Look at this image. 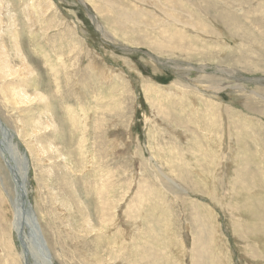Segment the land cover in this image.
<instances>
[{"label": "rangeland", "instance_id": "rangeland-1", "mask_svg": "<svg viewBox=\"0 0 264 264\" xmlns=\"http://www.w3.org/2000/svg\"><path fill=\"white\" fill-rule=\"evenodd\" d=\"M2 2L0 264H264V0Z\"/></svg>", "mask_w": 264, "mask_h": 264}, {"label": "bare ground", "instance_id": "bare-ground-1", "mask_svg": "<svg viewBox=\"0 0 264 264\" xmlns=\"http://www.w3.org/2000/svg\"><path fill=\"white\" fill-rule=\"evenodd\" d=\"M2 2V0H0ZM134 1V0H133ZM126 4V3H125ZM99 5V4H98ZM1 6L3 7V2L1 4ZM96 6V5H95ZM99 7V6H97ZM96 7V9H97ZM130 8V7H129ZM102 10V9H101ZM108 12V11H107ZM104 12H100V14ZM109 13V12H108ZM107 14V13H106ZM110 14V13H109ZM108 14V15H109ZM112 16V15H111ZM106 18V16H105ZM104 18V19H105ZM97 23V22H96ZM111 26V25H110ZM113 27V26H112ZM110 28V27H108ZM103 29V28H102ZM114 29V28H113ZM111 30V28H110ZM119 34V33H118ZM126 34V33H125ZM17 36V35H16ZM19 37V36H18ZM128 37V36H127ZM128 42V41H127ZM1 64V63H0ZM10 66V65H9ZM204 66V65H203ZM26 67V66H25ZM24 67V68H25ZM1 68V67H0ZM21 68V67H20ZM4 69V68H3ZM5 70V69H4ZM3 71V70H2ZM26 71V70H25ZM10 72V71H8ZM12 72V71H11ZM6 73V72H5ZM7 75V74H6ZM28 75V74H27ZM4 76V75H2ZM30 77V76H29ZM24 80H27V79H24ZM24 83V82H23ZM22 83V84H23ZM165 91V90H164ZM166 92V91H165ZM23 94V93H21ZM167 94V93H166ZM26 99L28 98L27 96H25ZM148 97V96H147ZM23 98V97H22ZM25 99V98H24ZM157 100V99H155ZM154 100V101H155ZM193 100V99H191ZM28 101V99H27ZM153 101V102H154ZM194 101V100H193ZM152 102V101H151ZM156 102V101H155ZM159 102V101H158ZM195 102V101H194ZM192 103V102H191ZM170 106V105H169ZM196 107V106H195ZM194 108V107H193ZM172 111V110H170ZM196 116H198L196 114ZM11 133V132H10ZM4 134V133H3ZM9 167H10V170H11V177L13 179V185H14V188H13V198H11V206L9 207H12L10 209L13 210V219H12V223H11V226H12V229L14 230L17 238H19V240L22 242V244L24 243L25 246H26V249H25V253L24 251H22L21 249V253H20V257H21V260L20 261L21 263L23 264H46L45 260L42 258V255L40 253V251L34 247V238H29L28 237V232L29 231H32V227L30 225V222L23 216H21V204H20V200H19V187L20 185L22 184V182H27V172H28V165H27V159H26V156L23 154V155H18L17 157V164H16V161L14 163H11L9 164ZM130 189V187H129ZM6 202V201H5ZM123 202V201H122ZM133 202V201H132ZM118 203V202H117ZM131 203V202H130ZM9 204V202H8ZM127 206L129 205L128 203H126ZM134 204V202H133ZM136 204V203H135ZM115 206V204H114ZM136 206V205H135ZM135 206L133 207L135 209ZM32 207V206H31ZM101 207V206H100ZM105 207V206H104ZM107 207V206H106ZM7 208V207H6ZM112 208V207H111ZM125 208V207H124ZM8 209V208H7ZM105 209V208H104ZM117 209V208H116ZM102 210V209H101ZM106 211V210H105ZM104 211V212H105ZM112 211V210H111ZM121 212V211H120ZM135 212V211H134ZM133 212V213H134ZM101 213V212H100ZM111 213V212H110ZM128 213V212H127ZM33 214H34V211H33ZM103 215V214H102ZM124 215V214H123ZM136 215V214H135ZM35 216V214H34ZM101 216V215H100ZM113 216V215H112ZM136 217V216H135ZM108 218V217H107ZM35 219H36V216H35ZM52 219V218H51ZM106 219V218H105ZM104 219V220H105ZM130 219V218H129ZM107 220V219H106ZM105 220V222H107ZM24 222L23 226L21 225L22 223L21 222ZM37 221V220H36ZM86 221V220H85ZM109 221V220H108ZM137 221V219H136ZM135 221V222H136ZM104 222V221H103ZM127 222V221H126ZM38 223V222H37ZM111 223V222H109ZM107 223V224H109ZM85 224V222L83 223V225ZM101 224V223H100ZM112 224V223H111ZM86 225V224H85ZM84 225V226H85ZM110 225V224H109ZM114 225V224H113ZM112 225V226H113ZM132 225H134V223H132ZM136 225V224H135ZM89 226V225H88ZM111 226V227H112ZM95 227V226H94ZM107 227V226H106ZM105 227V228H106ZM84 228V227H83ZM118 228V227H117ZM111 229V228H109ZM86 230V229H85ZM89 230V229H88ZM103 230V229H102ZM106 230V229H105ZM115 230V229H114ZM117 230V229H116ZM135 230V229H134ZM114 232V231H113ZM133 234V232H131ZM104 234V233H103ZM112 236V235H111ZM122 236V235H121ZM128 236V235H127ZM126 236V237H127ZM110 237V236H109ZM117 237V236H116ZM102 238V237H101ZM119 241H121L120 239H118ZM117 241V240H116ZM115 243V242H114ZM113 243V244H114ZM117 244V243H116ZM123 244V243H122ZM21 246V245H20ZM123 246V245H122ZM117 247V246H116ZM119 247V245H118ZM125 247V246H124ZM22 248V247H21ZM122 248V247H121ZM37 249V250H36ZM20 252V251H19ZM119 256V255H118ZM27 260V261H26Z\"/></svg>", "mask_w": 264, "mask_h": 264}, {"label": "water", "instance_id": "water-1", "mask_svg": "<svg viewBox=\"0 0 264 264\" xmlns=\"http://www.w3.org/2000/svg\"><path fill=\"white\" fill-rule=\"evenodd\" d=\"M8 135H10V132L8 133ZM25 184H26V182H22V184L18 188L19 189L18 195H19V200H20V204H21L20 205L21 206V214L20 215L25 217L30 222V225L32 227V231L28 232V237L30 239L34 238V241H35L34 247H36L40 251L42 258L45 260L46 264H53L51 257H50L49 250L47 248V245L45 243L43 235L40 231L39 225H38V223L35 219V216L33 214V209L31 207L29 200H28ZM21 223H22L21 225L23 226L24 222L22 221ZM20 245L22 247V251H24V253H25V249H26L25 244L24 243L22 244V242L20 241Z\"/></svg>", "mask_w": 264, "mask_h": 264}]
</instances>
